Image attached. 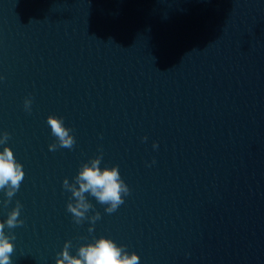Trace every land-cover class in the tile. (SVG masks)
Here are the masks:
<instances>
[{
    "label": "water",
    "instance_id": "obj_1",
    "mask_svg": "<svg viewBox=\"0 0 264 264\" xmlns=\"http://www.w3.org/2000/svg\"><path fill=\"white\" fill-rule=\"evenodd\" d=\"M49 116L72 149L49 151ZM3 133L25 173L0 190V222L22 205L11 264L101 237L139 264H264V0H0ZM101 155L130 195L107 214L86 193L101 219L76 224L63 182Z\"/></svg>",
    "mask_w": 264,
    "mask_h": 264
},
{
    "label": "clouds",
    "instance_id": "obj_2",
    "mask_svg": "<svg viewBox=\"0 0 264 264\" xmlns=\"http://www.w3.org/2000/svg\"><path fill=\"white\" fill-rule=\"evenodd\" d=\"M31 104V99H25V111L30 113ZM47 124L51 128L52 135L58 140V144L49 145V151H56L57 148H73L76 141L70 135L72 130L64 127L62 118L49 116ZM9 139V134L3 133L0 137V145L6 144ZM157 147V144H153L154 149ZM101 160L102 155L82 165L74 183L70 184L67 179L63 182V187L71 192L74 200V203L67 204V211L72 214L76 224H81L85 219L95 224L97 220L101 219L98 212L94 216H87V213L93 209V205L86 198V193L94 197L99 204L107 205L105 208L107 214L115 213L125 203L124 197L130 195L128 185L121 179L119 168L112 167L101 170L99 167ZM22 169L23 166L16 162L13 151L4 147L0 152V190L5 191L8 197L3 202L5 206L19 191L25 176ZM21 208L22 205L17 201L16 207L9 213L7 220L0 222V264H11L10 257L14 252V245L10 241L15 240V236L5 235V228L11 230L23 226L24 221L18 219ZM88 231L91 233L94 229L89 228ZM71 247V241L65 243L63 251L58 254L59 258L56 264H139V257L135 253L129 255L123 246L118 247L111 239L101 237L94 243L81 246L77 256L70 255Z\"/></svg>",
    "mask_w": 264,
    "mask_h": 264
}]
</instances>
